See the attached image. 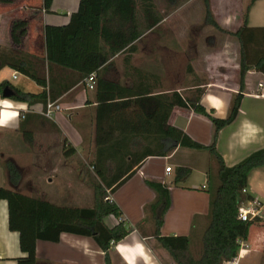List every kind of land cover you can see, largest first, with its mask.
<instances>
[{"label": "crops", "instance_id": "1", "mask_svg": "<svg viewBox=\"0 0 264 264\" xmlns=\"http://www.w3.org/2000/svg\"><path fill=\"white\" fill-rule=\"evenodd\" d=\"M35 1L18 0L16 5L0 6V39L4 34L11 37L15 21L26 20L29 28L24 40L32 41L35 31L41 32L45 55V27L68 25L71 15L79 9L80 0H54L51 13L35 6ZM251 2L211 0L215 22L221 30L236 33L243 26V14ZM205 18L203 1L190 0L166 16L155 30L139 38L134 43V52L119 53L97 72L96 76L104 82V87L107 83H113L121 93H137L133 97H117L113 101L131 102L126 110L122 109L117 114L114 121L120 126H128V131L124 133L119 131L109 136L104 130L98 132L97 86L91 90L85 81H77L76 74L57 67L52 68L51 74L54 91L64 92L66 87L67 90L56 101L64 110L53 119L44 115L43 104L29 106L11 99L26 104L27 110H19L18 120L0 128V187L16 188L27 196L40 198L56 206L92 208L95 182L93 161L99 137L102 142L107 136L131 141L127 143V150L134 159L140 158L143 151L158 147L155 142L154 146L150 144L151 135L142 136L134 129L130 131V126L145 124L153 111L158 113L160 109V117L165 113L164 104H157L153 98L174 92L182 94L185 90L175 87L169 79V59L173 61L184 57L199 61L200 69L195 68L194 74L189 75L199 82L208 81L207 85L196 87L197 90H204L201 105L212 116L227 118L240 92V43L230 35L222 38L221 31L205 24ZM164 28L168 33L165 36ZM248 28H264V0L253 3ZM31 43L32 47L34 41ZM238 52L239 61L234 56ZM45 65L48 82L50 73ZM5 74L7 77H4ZM10 78L19 81L15 87L25 93L40 94L44 91L43 87L12 69L5 68L0 72V83L10 81ZM102 93L105 92L102 90ZM0 99L4 98L0 96ZM168 124L184 131L204 146L211 145L213 141L212 122L191 108H175ZM165 147H169L168 142H165ZM123 149L127 151L125 146ZM262 149L264 74L253 69L246 77L238 117L220 132L217 151L227 167H234ZM132 157L127 156L125 170L136 163ZM213 162L208 152L178 147L166 157L149 156L135 166L131 170L133 177L112 196V201L123 213L125 226L135 230L111 248V264H127L124 257L131 256L132 252L128 248L118 250V245L131 246L136 242L144 245L145 252L151 258L150 264H174L152 235L153 224L147 221L146 208L157 198V193L147 183L161 184L170 191L171 206L165 216L161 235L193 237L194 232H204L208 226L210 196L207 188L208 177H212L211 172L214 170ZM8 164L14 165L19 173L17 185L11 181ZM109 166L112 168V164ZM169 166L173 168L170 175L166 173ZM179 167L191 170L192 174L186 182L176 185ZM246 195L261 202L260 218L264 221V167L251 173ZM119 222L113 216L105 219L109 228H114ZM137 226H141V229L136 230ZM36 256L37 264H105V253L93 238L69 233H63L56 243L39 240ZM25 257L27 255L21 250L19 233L9 229L8 203L0 200V264H18V260ZM136 264H145L143 257L137 256ZM229 264H264V227L251 228L248 241L241 244L238 258Z\"/></svg>", "mask_w": 264, "mask_h": 264}, {"label": "trees", "instance_id": "2", "mask_svg": "<svg viewBox=\"0 0 264 264\" xmlns=\"http://www.w3.org/2000/svg\"><path fill=\"white\" fill-rule=\"evenodd\" d=\"M53 1L43 0L41 4V0H36L35 6L51 13ZM163 1L166 5L165 15L159 11L157 0H80L79 9L71 15L68 25L45 27L44 57L0 49V72L5 68L12 69L43 87L44 91L40 94L25 93L9 81H3L0 83V96L2 97L6 87H10L16 92L11 99L25 102L29 106L43 104L46 108L49 102L56 103L67 87L64 92L55 93L51 80L53 67L76 74L77 81L82 82L89 76L96 75L119 53L134 52V43L139 38L155 30L166 16L190 0ZM202 1L206 7L205 24L224 32L214 20L211 0ZM255 1L252 0L243 14L242 28L230 34L240 43V92L235 97L227 118H217L206 111L201 105L204 90L200 88L193 98H186L178 92L153 98L157 100V104H164L165 113L160 117V109L158 113L153 111V115L150 119L147 118L145 124L130 126V131L134 129L142 136L151 135L150 144L154 146V142L157 143V148L151 146L152 148L142 152L140 158L134 159L133 154H129L127 150V143L130 144L131 141L126 142L125 139H118V137L113 139L107 136L105 142H102L100 137L98 138L97 154L93 161L95 203L92 208L56 206L40 198L27 196L16 188L0 187V200L7 201L9 207V229L19 233L21 250L27 255L19 259L18 264H37V242L39 240L59 242L63 233L93 238L105 253V264H111L109 254L111 248L135 230L126 227L124 221H120L114 228L106 225L105 219L109 216L118 220H122L123 217L119 206L112 201V196L133 177L131 170L141 161L149 156L166 157L178 147L208 152L218 166V185L215 186L212 177H208L207 191L210 196L208 226L201 239L200 257L196 258L192 253L191 236L161 235L165 216L171 206L170 191L166 186L148 182L147 185L157 193L156 200L146 208L147 221L153 224L152 235L174 264H227L238 258L241 244L248 241L253 225L264 226V221L260 217L249 222L239 219L243 203L252 200V197L243 195L242 192L248 187L251 173L255 169L264 167V149L254 152L234 167H227L217 151V141L220 132L238 117L249 71L255 69L264 74V46L262 45L264 28H248L249 13ZM16 4L18 0H0V6ZM28 28L29 22L26 20H17L12 24L11 38L16 46L23 43L28 35ZM45 64L50 73L49 91ZM188 72L194 74L191 66L188 67ZM102 84L104 82L96 76L97 87H95L99 104L98 132L104 130L109 136L119 131L124 133L128 131V126H120L114 121L117 114L122 109L126 110L131 102L113 101L117 100V97H133L137 93H121L113 83H107L105 87ZM102 90L105 93H102ZM177 107L191 108L195 113L210 119L213 124L211 145L204 146L194 141L184 131L168 124L171 113ZM102 121H104L103 124ZM153 137L156 138L155 141ZM165 142L169 143L168 148L165 147ZM123 146L127 151H124ZM129 155L136 163L125 170L126 158ZM7 171L12 183L17 185L20 176L16 167L8 164ZM191 174V170L179 167L175 184L186 182ZM137 229L140 230L141 226H137Z\"/></svg>", "mask_w": 264, "mask_h": 264}, {"label": "rangeland", "instance_id": "3", "mask_svg": "<svg viewBox=\"0 0 264 264\" xmlns=\"http://www.w3.org/2000/svg\"><path fill=\"white\" fill-rule=\"evenodd\" d=\"M157 7H158L159 11L161 13H163V15H165L164 13H165L166 5H165L163 0H157ZM163 31H164L163 36L168 34L166 32L165 28L163 29ZM223 31L224 32L221 31V37L222 38H225V37L229 36L230 34H233V33L227 32L225 30H223ZM230 36H232V35H230ZM232 37H234V36H232ZM32 41H34V44L31 47ZM32 41H30V39L23 40V43L20 46H16L13 43L12 38L10 36H8V34H4L3 37L0 39V49L13 50L16 53H26V54L31 53L32 55L40 57V58L44 57V50H43V46H42L43 38L41 36V32L35 31V34H33V40ZM237 55L239 56V52L234 55L235 58L236 59L238 58V61H239V57ZM198 62L199 61H190L184 57L174 59L173 61H171V59H169V79L172 82H174L175 87H181V88L185 89L184 91H182V94L186 98H193L195 96V94L197 92V89H196L197 86L208 84V81L203 80L202 82H199V81H196L195 78H193L192 76L189 75V72H188L189 66H191L193 68V70H195V68H196V70L200 69L201 66L199 67ZM4 77H7V75L5 74ZM20 78H22V77H20ZM11 80L12 79L10 78V81ZM11 84L15 86V84H19V81L12 80ZM212 169H214L211 172L212 178L214 179L213 181H215V186H217L218 180L216 177L217 176L216 171L218 170V166H217V163L215 161L213 162ZM94 179H95V173H94ZM94 203H95V196H94V189H93V206H94ZM93 206H90V207H93ZM62 207L80 208V206H74V205H72V206L68 205V206H62ZM253 227L255 229H261V227H264V226H260L259 224H255V225H253ZM203 233L204 232L199 233L198 231H196V232H194L193 237H192L191 250H192V253L194 254V256L196 258L200 257V252L202 249V246H201L202 240L201 239H202Z\"/></svg>", "mask_w": 264, "mask_h": 264}, {"label": "clouds", "instance_id": "4", "mask_svg": "<svg viewBox=\"0 0 264 264\" xmlns=\"http://www.w3.org/2000/svg\"><path fill=\"white\" fill-rule=\"evenodd\" d=\"M17 109V110H14ZM27 110V105L24 103L14 102L10 98L0 99V128L9 126L13 120H18L20 111ZM120 248H128L132 252L131 256H125L127 264H136V257H143L145 264H150L151 258L144 250V245L140 242H136L134 245H118ZM123 255V253H122Z\"/></svg>", "mask_w": 264, "mask_h": 264}, {"label": "built area", "instance_id": "5", "mask_svg": "<svg viewBox=\"0 0 264 264\" xmlns=\"http://www.w3.org/2000/svg\"><path fill=\"white\" fill-rule=\"evenodd\" d=\"M17 79V75H14V80ZM86 85L88 86L89 89L93 90L95 89L96 86V75L93 74L91 76H89L86 80H85ZM64 110V108L58 104V103H51L49 102L47 104V107L45 108V113L44 115L48 118V119H53L55 117V115L57 113H60ZM166 173L168 175H170L171 173H173V168L171 166H169L166 169ZM243 195L247 194V189L244 190ZM261 208H262V204L259 200L257 199H253L249 202H245L243 203L241 209H240V214H239V219L243 222H249V221H253L254 219L258 218L261 216ZM120 221H123L120 220ZM233 263V262H231ZM229 264V263H228Z\"/></svg>", "mask_w": 264, "mask_h": 264}, {"label": "water", "instance_id": "6", "mask_svg": "<svg viewBox=\"0 0 264 264\" xmlns=\"http://www.w3.org/2000/svg\"><path fill=\"white\" fill-rule=\"evenodd\" d=\"M16 95V92L10 88V87H6L2 93V97L3 98H13Z\"/></svg>", "mask_w": 264, "mask_h": 264}]
</instances>
